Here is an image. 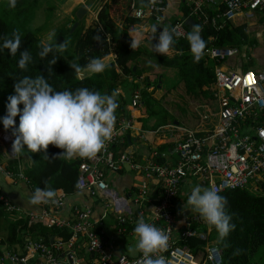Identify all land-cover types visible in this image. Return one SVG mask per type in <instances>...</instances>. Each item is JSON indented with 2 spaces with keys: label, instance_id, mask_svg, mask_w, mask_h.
I'll return each instance as SVG.
<instances>
[{
  "label": "built area",
  "instance_id": "2783aa9c",
  "mask_svg": "<svg viewBox=\"0 0 264 264\" xmlns=\"http://www.w3.org/2000/svg\"><path fill=\"white\" fill-rule=\"evenodd\" d=\"M182 3L188 14L174 13L168 28L165 24L169 0H150L146 6L139 7L132 0L130 12L147 34L158 31L166 20L162 30H174L173 37L177 40L186 38L190 31L186 20L190 18L195 21L191 30L222 18L245 27L250 24L260 30L259 36L264 33L263 27H258L257 16L264 15V0H184ZM135 27L129 31L133 32ZM244 48L249 52H242L239 47H211L204 52L206 63H214L215 81L210 99L214 107L206 108L199 129L172 123L154 130L155 134L170 133L168 147L173 149L176 159L169 160L165 152L159 155L158 148L145 158H139L128 147L121 149L135 129L134 112L141 107L140 92L134 91L127 105L130 115L116 112L112 138L95 157L83 158L81 163L78 191H87L106 210L111 208L121 235H134L133 227L139 216L167 232L169 246L162 253L166 264H222L217 242L209 238L211 228L206 232L193 228V224H199L200 215L190 209L187 217L178 218L176 202L184 184L200 185L220 193L228 189L254 190L256 184L264 183V68L246 69L254 47L244 45ZM13 139L10 132H0V142L11 153L9 160L18 159V154L12 153ZM158 156L165 162L159 163ZM23 169L20 164L19 173L14 175L0 163V172L13 183L22 181L29 186ZM125 172L140 178L129 199L115 195L108 178L110 174ZM151 184L158 190L155 198L150 195ZM66 198L60 190L55 203L49 202L48 206L41 203L37 210L23 211L3 192L0 183V204L13 220L39 222L71 233L68 240L55 236L50 246L42 239H28L25 248L19 251L4 246L0 250V264H144L145 258L139 252L115 254L112 242L97 229L105 215L94 220L92 206L73 205L70 218H61L58 212ZM193 237L205 242L197 255L187 244ZM81 251H86L92 259L85 262L79 255Z\"/></svg>",
  "mask_w": 264,
  "mask_h": 264
},
{
  "label": "trees",
  "instance_id": "16d2710c",
  "mask_svg": "<svg viewBox=\"0 0 264 264\" xmlns=\"http://www.w3.org/2000/svg\"><path fill=\"white\" fill-rule=\"evenodd\" d=\"M36 1V0H34ZM33 1V2H34ZM65 2L66 0H61ZM150 0H136L137 6H146ZM179 0L180 8L184 10V4ZM29 3V4H28ZM111 4V3H110ZM120 5L123 10L119 16L123 17L121 26L116 24L114 17H118L115 12L114 17L111 9L115 5ZM132 2L127 6L123 0H114L112 5L107 4L97 12V19L89 25L80 21L79 26L71 33V27L77 21L73 18L61 27L54 30L57 42L68 41L66 50L62 53L57 52L56 63L49 65L53 53H49L45 58L38 56L40 43L44 41L43 33L48 28L42 24L36 28L33 26L35 19V9L40 3H30L28 0H17L16 6L8 7V0H2L0 3V37H11L16 32L21 37V45L14 56L8 54L7 49L0 52V116L5 115V104L7 97L14 94V83L23 76L36 77L42 75L48 79L50 85L56 91L64 89L73 90L80 87H87L90 90H98L101 93L111 94L118 89L121 84H125L126 78L140 80L141 85L134 84L132 93L139 91L141 95V112L137 113L136 121L142 124V130H157L160 127L172 124L177 121L174 115L163 105V97L155 98V91L162 85V75L155 73V68L146 60H142V55H147L154 59L163 70L175 69L179 78L178 83H183L187 96L196 99H213L212 86L215 81L214 63H206L204 56L199 62H193L192 53L189 49L188 41L185 39L177 40L174 37L175 44L167 54H158L154 51L152 45L155 42L154 37L159 35V31L154 33H139L136 27L140 26V21L134 17L128 16ZM78 9L74 11L76 15ZM127 11V13H126ZM187 15V11H184ZM136 26V40L130 35L129 28ZM201 37L206 41L204 52L211 47H239L246 45L249 41L246 27L235 24L231 21L219 18L215 23H208L198 26ZM169 30V29H168ZM133 31V32H135ZM192 31V30H190ZM189 31V32H190ZM99 35L100 41L93 39ZM147 42L141 45V42ZM135 43V47L131 44ZM257 45V42L252 41ZM28 50L32 56V61L26 69H20L17 61L20 58V51ZM111 54H115V62L106 66L105 70L99 74L83 76L76 78L75 71L70 65L75 64L81 67V73L86 70L84 65L92 57L102 60ZM120 69L117 73L115 67ZM49 68L51 71H49ZM135 68V69H134ZM246 69H249L246 65ZM80 73V74H81ZM151 76H155L151 79ZM174 84V87L177 85ZM118 108L117 114L129 116L127 105L130 99L123 96L116 97ZM22 108V105H18ZM145 119L146 121H144ZM15 125H18L19 114L14 118ZM0 129L5 130L2 125ZM14 137V136H13ZM129 146V140H126L121 149ZM120 149V147H119ZM44 153H32L26 150L18 154V159H5L0 163L4 164L6 171L16 175L20 171V161L26 157V165L22 170L25 177L28 178L29 187L33 192L37 187H48L58 191H63L67 196L78 191V178L80 175V166L83 158L65 159L58 156L63 150L49 145ZM163 152L169 154V160L176 159L173 149L167 146H159L158 154ZM156 160L164 163L165 160L158 156ZM226 197V210L231 215V223L235 225L224 241L218 242V233L214 227L209 226L200 216L199 224H193L199 232H206L211 228L209 238L217 242V247L221 253L222 264H255L253 257L258 253L260 247L264 246V183L255 185L251 189H228L219 193ZM48 206V204H45ZM0 204V225L2 220L5 222L8 236L0 239V250L7 246L11 251H16L17 247L23 250L27 240L42 239L47 245L53 236L62 237L68 240L71 233L67 229H58L49 227L42 223H28V220H9V215ZM101 230V226H97ZM187 244L192 252L197 255L205 242L198 238H189ZM19 248V249H20Z\"/></svg>",
  "mask_w": 264,
  "mask_h": 264
},
{
  "label": "clouds",
  "instance_id": "9594fccd",
  "mask_svg": "<svg viewBox=\"0 0 264 264\" xmlns=\"http://www.w3.org/2000/svg\"><path fill=\"white\" fill-rule=\"evenodd\" d=\"M17 0H8V7L16 6ZM173 31L161 30L154 37L152 47L158 54H167L175 44ZM97 42L100 36L93 37ZM186 40L192 53L193 62H199L204 55L206 41L201 37L199 28L186 34ZM21 45V37L13 32L11 37H0V52L7 49L14 56ZM68 41L57 42L55 33L48 34L46 41H41L38 56L43 59L53 53L49 65L56 63L57 52H64ZM136 44L132 43L131 47ZM32 56L28 50L20 51L17 66L26 69ZM76 78L81 79V67L72 64ZM89 75L102 73L106 65L101 58L92 57L84 65ZM49 71L51 69L49 68ZM14 94L7 97L5 115L0 116V125L5 130L11 129L14 139L12 153L26 150L32 153L41 152L47 157L46 149L51 144L63 151L58 156L65 159L93 158L100 152L107 141L112 138L118 103L116 97L119 89L111 94L101 93L80 87L73 90L56 91L42 75L23 76L14 83ZM18 105H22L18 107ZM19 114L18 125L14 118ZM56 190L48 187L34 189L30 202L34 205L55 203ZM191 210L197 212L206 223L218 233V242L224 241L235 227L231 215L227 212V199L211 188L200 185L192 187L187 197ZM136 237L134 248L130 252H139L145 258L144 264H166L162 253L169 246V235L166 231L146 222L143 216L136 219L133 227Z\"/></svg>",
  "mask_w": 264,
  "mask_h": 264
},
{
  "label": "crops",
  "instance_id": "0c3cea01",
  "mask_svg": "<svg viewBox=\"0 0 264 264\" xmlns=\"http://www.w3.org/2000/svg\"><path fill=\"white\" fill-rule=\"evenodd\" d=\"M2 0H0L1 3ZM74 1V4L72 5L73 14L76 9H79L81 6H85L88 9V18H86L85 23L86 25L91 24L97 19V12L100 8L105 7L107 4L112 5V2L109 0V2H104L99 8L96 7L93 3H90L87 1V4L83 3L84 0H72ZM111 3V4H110ZM84 4V5H83ZM100 5V4H98ZM95 7L94 11H91V8ZM121 6L115 5L113 9H111V14L114 17L115 12H117V15L119 12H121ZM78 11V10H77ZM91 13V14H90ZM73 19V17H70ZM116 20V24L118 26H121L123 23V16L114 17ZM242 25L243 24H238ZM254 29V28H253ZM135 31V29H134ZM130 32V31H129ZM137 31L130 32V35L133 36L136 40L140 39L137 36ZM263 37V34L259 36L257 34V38L261 40ZM257 42V40H256ZM142 45V42H141ZM247 45V44H246ZM254 46V45H253ZM250 46V47H253ZM256 47V45H255ZM115 54H111L108 57L104 58L102 62L108 66L109 64L115 62ZM142 60H147L154 68L155 73L157 75H162L165 78H162V85H159V89L155 91V98H162L164 96V93H168L173 91L174 89H177L179 87H183V83H178V76L177 71L175 69L170 70H163L160 68V65L154 60L150 59L147 55V52L145 55H142ZM211 62V61H209ZM249 68L253 69H261L264 68V52H256V49H253V52H250V59L247 62ZM213 64V62H212ZM117 73L120 72V69L116 66L115 67ZM81 77L83 76H91L87 72V70H84L81 74ZM143 77V76H142ZM142 77L140 80L132 79L131 77L126 78L125 84H121L118 88L120 90V96H123V98L130 99L132 95V88L134 84L141 85ZM155 76H151V79H154ZM174 84H177L174 87ZM167 88V89H166ZM164 90V91H163ZM159 92V97H156ZM118 95V96H119ZM117 96V97H118ZM117 112V111H116ZM170 112V111H169ZM139 111L134 112L135 117V129H133L129 134V146L128 149H132L134 152L137 153L139 158H145L150 155L151 152H153L156 148L159 146H167L169 145V137L170 133L168 131H164L163 133L155 134L154 130H142V124L136 121V116ZM174 124V122H173ZM179 125L180 122H179ZM2 141H4L2 137ZM5 142V141H4ZM109 184L110 189L112 192L115 193V195L119 197H124L126 199L130 198V195H133L136 185L139 183L140 178L131 172H125L123 174H110L109 175ZM0 183L2 185L3 192L10 198V200L16 204L18 207L22 208L23 211H31V210H37V205H34L30 202V198L32 195V191L29 188L27 184H25L22 181H18L16 183H13V181L8 178L4 173L0 172ZM188 183V182H187ZM153 184L150 185V195H153L154 198L157 196L158 190L155 189ZM188 184H184L181 188V192L177 198V207H178V218L183 219L184 217H187L189 213L186 214V212H190V207L185 202V192L183 191V188L187 186ZM81 205L84 207L92 206L93 207V219L98 220L101 219L104 215L105 218L102 219V225H101V231L103 232L105 238L112 242L114 245V252L116 255L118 254H125V255H135L138 252H130V248H134L136 237L135 235H121L117 230V225L115 223L116 215L109 211L111 215L113 214L112 221L107 222L106 220L109 218L108 211L106 210L104 204H102L100 201L95 200L90 196V194L87 191H77L76 193L72 195H68L64 205L62 206L61 210L58 212V215L63 219H69L71 208L73 205ZM2 239V237H0ZM20 247H17V250L19 251ZM21 249V248H20ZM80 257L85 262L90 261L91 256H88L86 251H81Z\"/></svg>",
  "mask_w": 264,
  "mask_h": 264
},
{
  "label": "rangeland",
  "instance_id": "374dc122",
  "mask_svg": "<svg viewBox=\"0 0 264 264\" xmlns=\"http://www.w3.org/2000/svg\"><path fill=\"white\" fill-rule=\"evenodd\" d=\"M30 3H35L38 1L40 5L35 9V19L33 21L34 28L48 23V28L43 33L44 38L43 40L46 41L48 34L51 32H54L56 28L61 27L63 24L67 23V21H70L73 17L75 18L76 15L73 16V11H70L72 9V5L74 4V1L72 0H66L65 2H62L61 0H28ZM34 1V2H33ZM90 3H93L96 5L97 8H99L106 0H87ZM87 1L84 0L83 3L87 4ZM113 2L114 0H109ZM106 1V2H109ZM127 2V6L132 2V0H123ZM29 4V3H28ZM83 4V5H84ZM100 4V5H98ZM116 5V4H114ZM179 0H169L168 4V11L166 13L167 17V23L165 24V28H168L170 23L172 22V17L174 13L183 14L184 10L180 8ZM95 7L91 8V11H94ZM123 10H121L122 12ZM127 13V11H126ZM91 14V13H90ZM120 12L118 13L119 17ZM128 16L131 17V12L128 8ZM258 16V27H263L264 29V15L259 14ZM124 17V16H123ZM84 18H88V14ZM174 18V17H173ZM83 20H81L82 22ZM85 22V21H84ZM142 25V23H140ZM136 27V30L139 33H146V30L142 26ZM246 32L248 34L249 41L247 42L248 46H253L256 49V52H264V33L261 40L257 38V34L260 33V30H255L250 24H247L246 26ZM257 40V45L252 43V41ZM147 42H142L143 44H146ZM256 45V47H255ZM240 49L242 52H249L244 48V45L240 46ZM162 78H165L162 76ZM167 89V88H166ZM164 91V90H163ZM156 97H159V92ZM161 99V98H157ZM163 105L174 115L176 120L180 122V124L184 127H187L189 129H199V126L202 122L201 116L206 110V108L214 107L212 104V100L210 99H194L190 96H187L185 93L184 87H179L177 89H174L171 92H168L167 94L164 93L163 97ZM140 112L142 110H139ZM146 121L145 119H143ZM0 132H4L2 129H0ZM4 142V141H3ZM9 148V147H8ZM11 153L7 150V146L2 144L0 142V161L9 159ZM3 164V163H1ZM20 164L25 168L26 165V157L25 159H21ZM192 189L191 184H188L183 188V191L185 192V202L187 204V197L190 194V191ZM188 205V204H187ZM189 206V205H188ZM191 208V206H189ZM108 214L110 215L109 218L106 220L107 222L112 221L113 214L109 211H111L110 207H107ZM9 215V214H7ZM9 220L11 219L9 215ZM7 229L5 228V222L2 220L0 225V237L4 238L8 236ZM81 256V255H80ZM89 256V255H88ZM253 263L255 264H264V246L260 247L258 250V253L253 257ZM5 264H10L9 262H6Z\"/></svg>",
  "mask_w": 264,
  "mask_h": 264
},
{
  "label": "water",
  "instance_id": "95a60500",
  "mask_svg": "<svg viewBox=\"0 0 264 264\" xmlns=\"http://www.w3.org/2000/svg\"><path fill=\"white\" fill-rule=\"evenodd\" d=\"M184 1V0H183ZM88 13V9L85 7V6H81L78 11L76 12V18H77V21L73 24V26L71 27V33L74 32L76 30V28L79 26L80 24V21L84 19V17L86 16V14ZM166 23V20H164L160 25H159V28H158V31L160 29L163 28V25ZM186 25L188 26V29L191 30L194 25H195V21L193 19H187L186 20ZM135 69V68H134ZM174 124L175 125H179V122L178 121H174ZM129 140V138H128ZM189 213L188 211L186 212V214ZM54 239H55V236L51 237L50 239V244L52 245L53 242H54ZM63 257V256H62ZM69 258V256H68Z\"/></svg>",
  "mask_w": 264,
  "mask_h": 264
}]
</instances>
